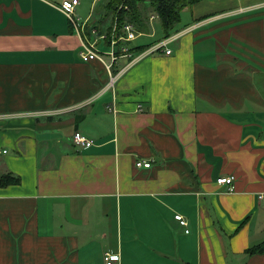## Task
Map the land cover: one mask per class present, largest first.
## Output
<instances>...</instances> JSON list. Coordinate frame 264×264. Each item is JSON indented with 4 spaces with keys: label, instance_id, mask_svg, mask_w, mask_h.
<instances>
[{
    "label": "crops",
    "instance_id": "crops-1",
    "mask_svg": "<svg viewBox=\"0 0 264 264\" xmlns=\"http://www.w3.org/2000/svg\"><path fill=\"white\" fill-rule=\"evenodd\" d=\"M62 1L0 0V178H19L0 186V264H264L246 254L264 243V0L185 8L171 54L112 87L79 56L96 41L109 62L111 15L80 0L77 32Z\"/></svg>",
    "mask_w": 264,
    "mask_h": 264
},
{
    "label": "built area",
    "instance_id": "built-area-1",
    "mask_svg": "<svg viewBox=\"0 0 264 264\" xmlns=\"http://www.w3.org/2000/svg\"><path fill=\"white\" fill-rule=\"evenodd\" d=\"M79 4V0H63L58 7V10L69 20L70 24L74 27V29L78 32L81 25H84L86 22H81L75 16V9ZM155 20L154 16H150V21ZM117 21L113 23L112 31H111V41L109 45V51L106 54L109 57V62L105 63L103 57L100 55V51L96 49V41L93 43L82 42L81 50L79 52L80 59L87 63L90 61L98 60L103 63L107 72L109 73V83L108 87H112L114 82L122 73H124L134 62L139 61L143 57L148 54L162 52L165 55H170L171 50L168 49V46L174 42L177 36L171 35L170 37L161 40L156 43L150 49L144 51V53L132 55V47L130 46L141 34L136 30V28L126 22L124 23L119 31H118ZM90 33L94 36L97 34L96 29H91ZM128 59L127 64L124 67L117 68L114 71V68L117 62L120 59ZM73 144L77 148L87 149L93 145V142L83 137L80 133H75L73 135ZM1 154H6L7 151L0 150ZM151 167L150 162L144 160L135 161V168L137 169H148ZM217 185L226 186L228 188V192L233 190V182L234 178L231 176L228 177H220L217 179ZM262 198V197H260ZM175 219L179 221L180 225L186 226V222L179 215L175 216ZM187 233V231H186ZM119 261V256L117 254H112L110 252L104 254V262L105 264H114Z\"/></svg>",
    "mask_w": 264,
    "mask_h": 264
},
{
    "label": "trees",
    "instance_id": "trees-1",
    "mask_svg": "<svg viewBox=\"0 0 264 264\" xmlns=\"http://www.w3.org/2000/svg\"><path fill=\"white\" fill-rule=\"evenodd\" d=\"M200 0H107L103 6L107 15H111L112 22L117 21L118 28L128 22L132 24L140 33H146L148 30V20L152 15L158 21L161 30V38L156 40L154 44L166 39L172 35L176 26L181 22V12L192 7ZM120 8V9H119ZM119 9V10H118ZM148 11V16H146ZM152 44V45H154ZM150 45L132 48L137 52L145 51ZM19 178L12 175L0 178V186L17 185ZM264 253V243L247 250L246 254L251 256L254 254Z\"/></svg>",
    "mask_w": 264,
    "mask_h": 264
},
{
    "label": "rangeland",
    "instance_id": "rangeland-1",
    "mask_svg": "<svg viewBox=\"0 0 264 264\" xmlns=\"http://www.w3.org/2000/svg\"><path fill=\"white\" fill-rule=\"evenodd\" d=\"M79 1H80V0H79ZM106 1H107V0H99V2H97V4H96L95 9H97V8H98V9H99V8H102V7L105 5V2H106ZM84 2L91 3L92 0H83V3H84ZM88 5H89V4H88ZM89 6H90V5H89ZM93 9H94V8H93ZM119 9H120V8H119ZM119 9H118V10H119ZM86 12H87V14H89V9H86ZM145 14H146V16H148V15H147V14H148V11H146ZM85 17H86V16H85ZM85 17H84V18H85ZM84 18H82L80 21L85 23V22H86V19H84ZM107 18H108V17H107ZM83 19H84V20H83ZM156 21H157V20H156ZM156 21H154V22H155L156 24H158V23H157L158 21H157V22H156ZM112 26H113V25H112ZM109 30H110V29H109ZM111 30H112V29H111ZM111 30H110V31H111ZM118 31H119V29H118ZM144 40H147V41H148V40H150V39L142 38V39L139 40V42H143ZM169 48H171V46H169ZM96 250H97V248H96ZM96 250H95V251H96Z\"/></svg>",
    "mask_w": 264,
    "mask_h": 264
}]
</instances>
